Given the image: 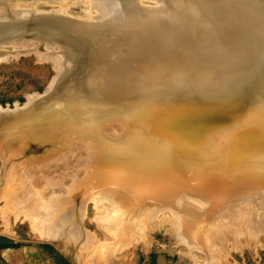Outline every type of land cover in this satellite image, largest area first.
I'll return each instance as SVG.
<instances>
[{
    "label": "rangeland",
    "instance_id": "1",
    "mask_svg": "<svg viewBox=\"0 0 264 264\" xmlns=\"http://www.w3.org/2000/svg\"><path fill=\"white\" fill-rule=\"evenodd\" d=\"M73 59L69 44L46 35L1 40L0 110L28 108ZM239 118L240 129L251 125L227 124ZM148 135L121 123L0 132V236L54 264L158 255L172 264H264V134L260 152L229 148L210 163ZM134 143L148 157L130 158Z\"/></svg>",
    "mask_w": 264,
    "mask_h": 264
},
{
    "label": "water",
    "instance_id": "2",
    "mask_svg": "<svg viewBox=\"0 0 264 264\" xmlns=\"http://www.w3.org/2000/svg\"><path fill=\"white\" fill-rule=\"evenodd\" d=\"M39 35L69 44L73 69L25 110H1L0 132L121 123L200 163L261 151L264 122L214 119L247 105L243 80L264 66V0H0V41ZM19 247L0 236V250Z\"/></svg>",
    "mask_w": 264,
    "mask_h": 264
},
{
    "label": "bare ground",
    "instance_id": "3",
    "mask_svg": "<svg viewBox=\"0 0 264 264\" xmlns=\"http://www.w3.org/2000/svg\"><path fill=\"white\" fill-rule=\"evenodd\" d=\"M263 67L264 66H259L258 70L255 72L254 75H252L249 79L243 81L242 86L240 88V91H245L251 87L252 92L250 91V94H252V93L262 94L261 96H259L257 98H252L250 96V99H249L247 105L245 107H243L239 112H237L234 116H232V117H242V122L244 124H252L255 121L260 122V121L264 120V68ZM61 69H63V68H61ZM231 118L214 119V126L227 124V122ZM241 125H242V123H240V126ZM163 138H164V136L149 134L147 136V139H148L147 142H153L156 144H161L167 148L169 146H171L172 148H174V152H179L182 154V150H181V149H183L182 147L177 146L172 140H169V139H166V144H165L162 142ZM126 152L130 158L135 157V156H139V155H142V156L145 155V157H148L146 155H149L147 153V151L141 145H139L137 143H134L133 145H131L127 149ZM179 153H177V156L180 158L181 154H179ZM244 175L245 174H241L238 177V180H241V178ZM260 214L263 215L264 213H260ZM258 221H259V219H258ZM258 221H256V222H258ZM258 230H259V228H258Z\"/></svg>",
    "mask_w": 264,
    "mask_h": 264
},
{
    "label": "crops",
    "instance_id": "4",
    "mask_svg": "<svg viewBox=\"0 0 264 264\" xmlns=\"http://www.w3.org/2000/svg\"><path fill=\"white\" fill-rule=\"evenodd\" d=\"M145 261H140L137 256L134 264H172L167 262L163 255H158L151 260L150 257H145ZM0 264H54L52 259L45 257L42 254H32L26 251H15L13 249L0 250Z\"/></svg>",
    "mask_w": 264,
    "mask_h": 264
}]
</instances>
